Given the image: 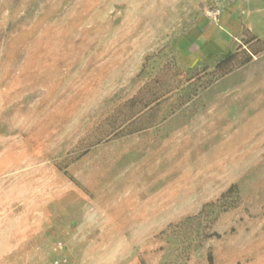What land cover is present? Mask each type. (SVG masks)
I'll return each instance as SVG.
<instances>
[{"label":"rangeland","instance_id":"rangeland-1","mask_svg":"<svg viewBox=\"0 0 264 264\" xmlns=\"http://www.w3.org/2000/svg\"><path fill=\"white\" fill-rule=\"evenodd\" d=\"M253 35L264 0H0V264H264Z\"/></svg>","mask_w":264,"mask_h":264},{"label":"trees","instance_id":"trees-1","mask_svg":"<svg viewBox=\"0 0 264 264\" xmlns=\"http://www.w3.org/2000/svg\"><path fill=\"white\" fill-rule=\"evenodd\" d=\"M249 44H255V45H263L264 47V38H260L256 35H253L250 40L246 41ZM237 57V53H233V52H228L226 54H224L221 58V60L217 63L216 67H215V72H221L224 73L228 70V68L231 66V64L235 61ZM139 101V97H136L134 99H132L130 102H128V106L132 107L134 105H136ZM143 109H146L147 107H149L148 104H145V106H143ZM142 110L138 111L137 114L141 113ZM137 114L135 116H137ZM236 189V185H232L225 193L222 194V197H227L229 195H231ZM208 261L209 264H214V257L213 254L210 253L208 256Z\"/></svg>","mask_w":264,"mask_h":264},{"label":"built area","instance_id":"built-area-1","mask_svg":"<svg viewBox=\"0 0 264 264\" xmlns=\"http://www.w3.org/2000/svg\"><path fill=\"white\" fill-rule=\"evenodd\" d=\"M64 249V245L62 241H58L54 245V251H61ZM48 264H69V261L66 257L58 256L55 257L52 261H50Z\"/></svg>","mask_w":264,"mask_h":264}]
</instances>
